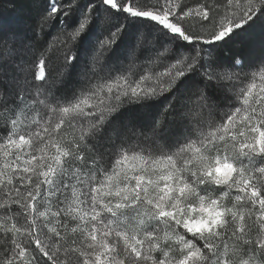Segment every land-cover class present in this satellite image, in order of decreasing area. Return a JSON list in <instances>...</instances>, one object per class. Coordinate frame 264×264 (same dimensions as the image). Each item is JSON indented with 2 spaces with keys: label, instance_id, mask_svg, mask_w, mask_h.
Here are the masks:
<instances>
[{
  "label": "snow or ice",
  "instance_id": "snow-or-ice-1",
  "mask_svg": "<svg viewBox=\"0 0 264 264\" xmlns=\"http://www.w3.org/2000/svg\"><path fill=\"white\" fill-rule=\"evenodd\" d=\"M258 22L264 0H49L0 28V264H264Z\"/></svg>",
  "mask_w": 264,
  "mask_h": 264
},
{
  "label": "trees",
  "instance_id": "trees-1",
  "mask_svg": "<svg viewBox=\"0 0 264 264\" xmlns=\"http://www.w3.org/2000/svg\"><path fill=\"white\" fill-rule=\"evenodd\" d=\"M81 2H87V0H81ZM142 2H148V0H142ZM195 2L196 0H184V3L186 4H194ZM48 3L49 0H0V28L7 30L9 28L18 27L30 35L28 26L32 16H34L41 7ZM55 34L56 29H53L52 35ZM262 38H264V26H261L258 22V24L252 29L249 40L251 43L258 45ZM236 51H241L247 54L248 48L247 46L240 47L229 44L217 48L213 53V56L227 60L230 59ZM140 55L143 57L146 53L141 52ZM163 102L164 101H161V105ZM159 108L160 105H156L151 109L137 110L130 115L137 120L143 121L146 120L151 113L158 111ZM0 255H2V253H0Z\"/></svg>",
  "mask_w": 264,
  "mask_h": 264
},
{
  "label": "rangeland",
  "instance_id": "rangeland-1",
  "mask_svg": "<svg viewBox=\"0 0 264 264\" xmlns=\"http://www.w3.org/2000/svg\"><path fill=\"white\" fill-rule=\"evenodd\" d=\"M41 210H44L43 208H41ZM46 231V230H45ZM0 244H3V241L2 240H0Z\"/></svg>",
  "mask_w": 264,
  "mask_h": 264
}]
</instances>
